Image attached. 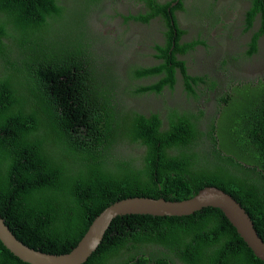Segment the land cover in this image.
Instances as JSON below:
<instances>
[{"label":"trees","instance_id":"trees-1","mask_svg":"<svg viewBox=\"0 0 264 264\" xmlns=\"http://www.w3.org/2000/svg\"><path fill=\"white\" fill-rule=\"evenodd\" d=\"M103 1L0 0V214L5 222L31 246L65 252L93 217L119 198L182 199L210 184L241 203L264 240V77L233 83L212 114L177 107H168L164 116L145 114L123 96L158 95L163 86L173 87L177 68L188 90L200 80L214 88L216 81L186 73L178 56L193 42L178 40L182 29L172 28L170 2L142 0L147 9L137 18L161 14L169 27L165 46H157L164 60L149 67L132 59L126 75L157 79L137 81L135 88L125 85L118 60L112 71L96 51L101 45L96 33L110 40L108 29L98 25L99 14H93ZM137 145L144 146L143 154L129 153ZM0 264L30 263L0 240ZM82 264L264 260L219 207L207 205L182 215L119 214Z\"/></svg>","mask_w":264,"mask_h":264},{"label":"flooded vegetation","instance_id":"flooded-vegetation-1","mask_svg":"<svg viewBox=\"0 0 264 264\" xmlns=\"http://www.w3.org/2000/svg\"><path fill=\"white\" fill-rule=\"evenodd\" d=\"M130 2L128 6H124V9H120V0H104L103 6L100 9L94 11L93 14H105L112 16V20L117 22V32L108 29V39L106 43L107 47L112 48L113 57L117 60L125 58L126 48H129L132 43L141 41L137 50L139 57H136V49L133 48L129 52V58L134 59L140 66L152 67L164 60L163 57L158 55L157 46H165L166 34L169 31V27L166 25L165 20H162L161 14H156L150 17L147 21H143L137 18L139 12L145 13L147 6L142 0H126ZM159 3L170 2L166 7L169 15L173 17L172 26L173 29L180 28L179 41L193 42V45L186 49V51L179 54V58L184 60L185 71L187 74L209 76L211 74L217 75L213 66L216 57L218 56V50H214L212 53L207 52L203 47V43H207L206 24L209 23L210 14H212V8H214V20L218 18L217 14L218 5L227 9L230 3L240 4L242 11L241 19H225V26H229L232 29L231 35L227 37L228 51L226 53L231 54L233 64L231 69L238 72L242 71L244 74L253 73L263 78L264 76V0H158ZM262 3V6H259ZM218 4V5H217ZM173 7V9H172ZM211 7V8H209ZM110 10V12H109ZM131 14V17L126 18ZM95 18V17H94ZM213 20V21H214ZM237 25L235 33H233L234 26ZM115 27V26H114ZM108 38V36H107ZM117 38V39H116ZM116 39V40H114ZM126 46V47H125ZM123 51V53H122ZM125 54V55H124ZM211 64L208 66L207 62ZM227 67L229 63L225 60ZM126 70V69H125ZM206 75V76H205ZM262 75V76H261ZM176 81L173 83V87L163 86L158 95L153 94L154 91H144V94H139V104L133 106L139 111L149 114L151 111H161V115H165L168 107H177L178 109L189 108L193 111L195 98L197 97L198 88L204 87L206 82L200 80L195 84L194 90H188L185 88L184 77L182 70L177 68ZM157 79L156 75H150L147 78H142L137 81L143 83L151 82ZM132 78L126 80L125 85H129L135 88L138 83L134 82ZM134 84H133V83ZM122 86H118L117 89H121ZM147 96V97H145ZM148 102V103H147ZM212 106V105H211ZM136 149H143L144 146H134Z\"/></svg>","mask_w":264,"mask_h":264},{"label":"water","instance_id":"water-1","mask_svg":"<svg viewBox=\"0 0 264 264\" xmlns=\"http://www.w3.org/2000/svg\"><path fill=\"white\" fill-rule=\"evenodd\" d=\"M207 205L219 207L254 254L264 260V240L248 212L229 192L210 184L182 199L146 195L119 198L98 212L78 242L65 252H48L25 244L17 238L1 214L0 240L14 255L30 264H82L98 247L110 222L119 214L182 215Z\"/></svg>","mask_w":264,"mask_h":264},{"label":"rangeland","instance_id":"rangeland-1","mask_svg":"<svg viewBox=\"0 0 264 264\" xmlns=\"http://www.w3.org/2000/svg\"><path fill=\"white\" fill-rule=\"evenodd\" d=\"M120 3H122L121 6H118L120 9H124V6H128L130 4V2L126 0H120ZM219 9H221V11H219L217 14L218 18L214 20V17H215L214 8H212V14H210L209 23L206 24L207 28L204 31L205 33H207L206 35H207L208 40H207L206 45L202 46L209 53L210 52L212 53L214 50H218L219 54L216 57L214 66H213L217 75L211 74V77H210L211 79H215L216 84L214 88H209V87L207 88L205 86L198 88L197 97L195 98L196 102L193 105V108H195L194 110H199L201 112L205 111L206 114L213 113L215 106L220 102V98H219L220 94H223L227 89H229L233 83L236 84V82H239V80L256 81L258 79H261L260 76L258 77V75L253 74L252 72L248 74H244L242 71L238 72L234 69L233 70L231 69V65L234 62L231 59V54L226 53V52L229 49L228 44H227V37L231 35L232 29L228 25L225 26L227 23V22L225 23V19L226 21L228 19H236V18L241 19L242 11L240 9V4H233V3H230L227 9L218 5V10ZM111 17L112 16H108V14L107 15L103 13L99 14V18L97 22H98V25L103 29V32L105 31L106 28L114 31V33L117 32L116 25H115L117 22L112 20ZM237 25L238 23L234 26L233 33H235ZM96 36H97V39H99L100 44H101L100 50L99 51L96 50V51L103 54L104 61L107 62L110 65L112 71H114V58L115 59L117 58L113 57L112 48L110 46L107 47L103 36H101L98 33H96ZM140 43L141 41L135 40L132 43L133 45H130L129 48H126V55L124 54L125 58L117 61L118 71L120 72L121 79H123L125 82L126 80H128L129 82V79L131 78L128 75H126L127 73L125 70L127 69V65L130 62H132V59L129 58L130 57L129 52L132 51L133 48L137 50V47ZM102 54H100L96 59H99ZM135 55L136 57H139L138 52ZM226 59L229 63L228 67H227V63L225 62ZM210 64L211 63L208 61L207 65L209 66ZM99 71L101 74L108 73V71H104V70H99ZM134 82L137 83L136 80ZM123 97H126L130 105L137 107L136 105L139 104V95L137 94L136 95H133V94L125 95ZM237 102L239 106H242V104L241 105L239 104L240 102L239 100ZM185 109H189V108H185ZM189 110H192V109H189ZM131 151H133L136 155H138L143 152V149H136L132 147V149H129V153ZM24 243L27 244L26 242Z\"/></svg>","mask_w":264,"mask_h":264},{"label":"clouds","instance_id":"clouds-1","mask_svg":"<svg viewBox=\"0 0 264 264\" xmlns=\"http://www.w3.org/2000/svg\"><path fill=\"white\" fill-rule=\"evenodd\" d=\"M205 45H206V43H203V44H202V46H205Z\"/></svg>","mask_w":264,"mask_h":264}]
</instances>
